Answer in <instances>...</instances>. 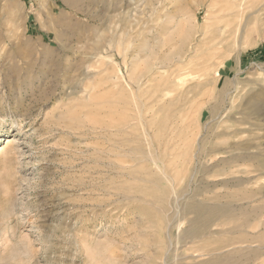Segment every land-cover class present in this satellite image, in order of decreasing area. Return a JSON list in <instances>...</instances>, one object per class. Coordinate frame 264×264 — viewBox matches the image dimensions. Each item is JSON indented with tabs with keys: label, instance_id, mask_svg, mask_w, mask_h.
<instances>
[{
	"label": "rangeland",
	"instance_id": "obj_1",
	"mask_svg": "<svg viewBox=\"0 0 264 264\" xmlns=\"http://www.w3.org/2000/svg\"><path fill=\"white\" fill-rule=\"evenodd\" d=\"M64 2L0 0V147L23 151L0 158V264H264V163L223 164L264 161V0ZM61 7L72 28H48ZM123 26L135 59L91 61Z\"/></svg>",
	"mask_w": 264,
	"mask_h": 264
},
{
	"label": "bare ground",
	"instance_id": "obj_2",
	"mask_svg": "<svg viewBox=\"0 0 264 264\" xmlns=\"http://www.w3.org/2000/svg\"><path fill=\"white\" fill-rule=\"evenodd\" d=\"M44 2V1H43ZM77 2V1H76ZM104 2V1H103ZM129 3H131V2H129ZM126 4V3H125ZM122 6H124L123 4H122ZM45 7V6H44ZM64 7H67V8H70V10H72L71 11V13L73 14V15H75L76 17H77V13H79V11L78 10H76L75 9V7H76V3L74 2V0H65V2H64ZM128 7V6H127ZM130 7V6H129ZM128 7V8H129ZM120 8H124V7H120ZM119 8V9H120ZM131 8V7H130ZM106 9V8H105ZM126 9V8H125ZM125 9H123V10H121L122 11V13H123V15L126 17V18H130L129 17V13L130 12H132V8L130 9L131 11H129V13H126L125 12ZM58 10V12H56V10H54V9H52L51 10V13H50V18H49V23H46L48 26H49V24H50V27H48V28H51V26H53V27H55V28H59V29H62V30H67V29H71L72 27L70 26V24L67 22V18H68V16H71V13L70 12H68L67 10H65L64 8L62 9V7L61 8H59V9H57ZM137 10V9H136ZM158 11V10H157ZM133 13V12H132ZM131 13V14H132ZM105 14V13H104ZM103 14V15H104ZM135 14V13H134ZM134 14H132V16L134 15ZM108 15V14H107ZM109 16V15H108ZM135 16H137V15H134V19H135ZM48 17V16H47ZM102 17H105V15L104 16H101V19H102ZM121 17H123V16H121ZM124 18V17H123ZM69 19V18H68ZM105 19V18H104ZM121 19V18H120ZM120 19H118V21L120 20ZM128 20V19H127ZM109 21V20H108ZM118 21H117V24H118ZM136 21H137V19H136ZM127 22V21H126ZM129 22V21H128ZM132 22V21H131ZM133 22H135V21H133ZM103 23V22H102ZM116 24V25H117ZM126 24V23H125ZM124 24V25H125ZM132 24V26H133V23H131ZM131 24H130V28L132 27L131 26ZM135 24H136V22H135ZM118 25H120V23L118 24ZM117 25V26H118ZM52 27V28H53ZM93 27H94V25H93ZM105 27H107L106 25H105ZM143 27V26H142ZM51 28V29H52ZM90 28V27H89ZM118 28V27H117ZM130 28L128 29V30H130ZM141 28V27H140ZM140 28H139V30H140ZM122 29H123V31L120 33V34H115V32H114V35L115 36H117V37H119V38H115V37H112L111 39H106L105 38V33H108V31L106 32L105 31V29H98V27L96 28L95 27V29H93L94 30V32L93 33H95V35H96V41H93L94 43H95V46L93 45V50L91 51V53L89 54V59L91 60V61H97V60H99L100 58H101V56L103 55V56H106V57H109L110 58V56H111V53L113 52V50H114V47H116V45H121L120 47L122 48V50H121V54H120V56H122V58H123V60L124 61H128L129 59H131V58H134L131 54H130V49L132 48V46L135 44L134 42H131V41H127V35L129 34L128 32H126L125 33V28H124V26L122 27ZM142 29V28H141ZM91 30V29H90ZM107 30H108V28H107ZM150 30L152 31V28H150ZM87 31H89V30H87ZM115 31H117V30H115ZM119 31V30H118ZM127 31V30H126ZM132 31V30H131ZM142 30H140V32H141ZM91 32V31H90ZM139 32V33H140ZM145 32H146V30H145ZM157 32V31H156ZM128 33V34H127ZM90 35V34H89ZM119 35V36H118ZM140 35V38H139V46H138V50H136L134 53H137V54H140L141 52H143L146 48H147V44H146V41H145V37H143V35H142V33H140L139 34ZM94 36V35H93ZM93 36H92V38H93ZM137 36V35H136ZM134 38H135V36H134ZM134 38H132V39H130V40H134ZM147 38V37H146ZM94 40V39H93ZM147 41H148V39H147ZM132 51V50H131ZM113 54V53H112ZM119 55V54H118ZM78 56V55H77ZM137 56V55H136ZM135 56V57H136ZM113 58V57H112ZM111 59V58H110ZM135 59V58H134ZM183 59H186L185 57H178L176 60L174 59V61H173V65L174 64H181V62H182V60ZM110 62V61H109ZM130 62V61H129ZM111 63V62H110ZM125 64V63H124ZM80 65H83V63H81ZM89 66V65H88ZM175 66V65H174ZM167 67V66H166ZM80 69H83V66H82V68L81 67H79ZM163 68L164 69H167V68H165L164 66H163ZM80 69H78V70H80ZM86 69H88V71L87 70H85V68L83 69V72H84V74L85 73H90V74H92L91 73V69H90V71H89V67L88 68H86ZM172 69V68H171ZM95 70V69H94ZM93 70V71H94ZM92 71V72H93ZM97 73V72H96ZM191 72L190 71H188V72H185V73H180V74H178V75H176L175 76V78H176V85L178 86V88H185L186 87V85H187V82H184V80L186 79V78H183V77H185L187 74L189 75ZM191 76V75H190ZM93 77V76H92ZM131 77V76H130ZM128 82V81H127ZM141 84H143V83H141ZM139 88V87H138ZM140 89V88H139ZM136 90H137V88H136ZM166 93V92H165ZM168 93V92H167ZM229 93V92H228ZM162 102H163V100H162ZM259 105V104H258ZM259 108V107H258ZM234 109H235V107H234ZM238 109V108H237ZM256 109V108H255ZM158 119V118H157ZM255 120V119H254ZM257 120V119H256ZM16 139V138H15ZM15 139L14 138H7L6 139V141L5 142H7L6 143V145H5V147L4 148H2V147H0V158L2 157L3 158V160H4V162L6 163V167H7V169L8 170H10L11 169V166H13V164H15V162H16V158H15V153H17V154H22L23 153V151L19 148V146L18 145H16L15 144ZM223 152V151H222ZM223 154H226L227 156H228V160H225V161H223L224 163V166H226V165H228V168H229V170H230V175L232 174H234V173H243L242 171H238V172H233V171H231V169H233V168H238V166L236 165V164H238L239 162H243V161H247L248 160V162H254V161H256L257 162V164H258V166H260V165H263L262 163H264V161L263 162H261V160L260 161H258V156L260 155V153L258 154V153H254V152H252L250 149H242L241 147H239V146H237V147H231L230 148V150H226V151H224V153ZM192 162V161H191ZM198 163H196V165H197ZM234 165V166H233ZM223 166V165H222ZM202 166H200V168H201ZM221 169V168H220ZM228 169L227 168H222L221 170H219L218 172H216L215 173V177H223V176H226L227 175V173H226V171H227ZM195 172V171H194ZM197 172V171H196ZM198 173V172H197ZM10 177V176H9ZM184 178V177H183ZM197 178V177H196ZM183 180V179H182ZM187 182H188V185H190V186H195L196 188H198L199 187V185L200 184H202V182L205 180H201V181H196V179H194L193 178V176H189V177H187L186 179H185ZM240 181H239V183L237 184V186H242V185H244V184H248L251 180H241V179H239ZM222 183L224 184V186H228L229 184H228V181L226 180V178H224V179H222ZM238 181V180H237ZM182 182V181H181ZM222 184V185H223ZM228 184V185H227ZM205 185H207V184H205ZM220 187V186H219ZM194 188V187H193ZM191 189V188H190ZM7 191V190H6ZM10 191V188H8V192ZM193 191H194V189H193ZM206 191H207V189H206ZM205 191V192H206ZM209 192V191H208ZM7 193V192H6ZM8 194V193H7ZM188 196V195H187ZM201 195L199 194V193H197V194H194L193 192H192V195H190L189 197H186L187 198V201L188 202H190V201H199L198 200V197H200ZM5 197V196H4ZM250 199H253V198H251V197H248V198H243V199H240V201L241 200H250ZM205 203V202H204ZM215 206V205H214ZM198 208H203V207H200V206H197V209L196 208H194L196 211L197 210H200V209H198ZM240 208V207H239ZM184 209V208H183ZM211 211H213V212H220L221 210H220V208H217V207H215V209H210ZM234 210V209H233ZM239 212H240V210H239ZM234 213H235V211H234ZM233 213V214H234ZM242 214H243V212H242ZM244 215H246V213L244 214ZM227 216V215H226ZM243 216V215H242ZM244 217H246V216H244ZM234 218H236V217H234ZM188 219V218H187ZM174 220V219H173ZM172 220V221H173ZM0 221H1V197H0ZM179 221V220H178ZM186 222V221H185ZM189 226V225H188ZM192 226V225H191ZM0 227H1V223H0ZM182 228V224L180 223L179 225H178V229L177 230H180ZM239 228V227H238ZM242 227H240L239 229H241ZM192 229V228H191ZM191 229L190 230H185L183 233H182V235H183V237H188V236H190V234H192L191 233ZM242 230V229H241ZM195 234V233H194ZM194 234L193 235H191V236H194ZM181 235V234H180ZM190 236V237H191ZM207 236V235H206ZM183 237H180V238H183ZM190 237H188V238H190ZM195 237V236H194ZM187 238V239H188ZM192 238V237H191ZM195 238H197V237H195ZM194 238V239H195ZM178 239V238H177ZM185 239V238H184ZM193 239V240H194ZM200 239V238H199ZM0 240H1V237H0ZM189 240V239H188ZM258 240V239H257ZM170 241V240H169ZM177 241V240H176ZM1 243V242H0ZM170 243H171V241H170ZM191 243V242H190ZM50 245V244H49ZM179 245V244H178ZM235 245V244H234ZM170 246H172L171 244H170ZM176 248H178V247H176ZM185 248V247H184ZM250 248V247H249ZM19 249V248H18ZM26 249V248H25ZM237 250V249H236ZM23 251H26V252H28V249H26V250H23ZM232 251V250H231ZM238 251V250H237ZM242 252V251H241ZM29 253V252H28ZM203 253H204V251H203ZM215 253V252H214ZM24 254V253H23ZM26 254V253H25ZM235 254H237V253H235ZM193 255V254H192ZM242 255V254H241ZM248 255V254H247ZM24 256V255H23ZM230 256V255H229ZM232 256H234V254H232ZM237 256V255H236ZM235 256V257H236ZM32 257V256H31ZM186 257V256H185ZM18 258V257H17ZM224 258V257H223ZM28 260V259H27ZM221 260V259H220ZM28 261H30V260H28ZM229 262V261H228Z\"/></svg>",
	"mask_w": 264,
	"mask_h": 264
}]
</instances>
